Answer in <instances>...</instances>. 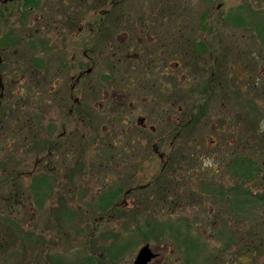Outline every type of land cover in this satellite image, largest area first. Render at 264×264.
Listing matches in <instances>:
<instances>
[{
	"label": "rangeland",
	"instance_id": "obj_1",
	"mask_svg": "<svg viewBox=\"0 0 264 264\" xmlns=\"http://www.w3.org/2000/svg\"><path fill=\"white\" fill-rule=\"evenodd\" d=\"M26 1L0 0V101L6 113L0 174L16 176L14 188L0 189V213L6 216L9 206L28 233L26 245L15 246V225L0 218V264H133L144 243L158 254L147 264H264V0H102L95 6L106 12L114 1L105 16L114 23L121 20L120 6H155L157 20H181L184 30L206 13L202 44L210 51L204 55L211 94L202 110L206 104L209 119L189 123L198 115L199 95L192 89L199 78L193 71L180 66L174 75L159 73L155 93L146 84L152 73L144 70L137 107L157 120L154 131L139 132L130 146L122 138L134 113L128 102L121 107L106 95L119 94L122 86L119 36L92 64L81 55L87 42L74 48L86 40L76 26L91 24L98 2L33 0L24 7ZM74 14L75 22H63ZM61 51L69 66L77 58L82 69L91 64L80 77L87 79L84 95L82 84L76 87V69L55 71ZM162 67L160 62V72ZM55 93L64 96V108L54 103ZM76 100L92 121L78 119ZM9 106L20 108L22 118L31 116L35 137L15 127ZM179 123L186 128L176 136ZM177 149L184 157L173 167L170 157ZM77 160L83 162L81 174L68 171ZM236 160L251 161L258 173L241 176ZM116 187L120 210L101 207V197ZM159 188L165 189L161 199ZM14 189L15 199L9 195Z\"/></svg>",
	"mask_w": 264,
	"mask_h": 264
},
{
	"label": "flooded vegetation",
	"instance_id": "obj_2",
	"mask_svg": "<svg viewBox=\"0 0 264 264\" xmlns=\"http://www.w3.org/2000/svg\"><path fill=\"white\" fill-rule=\"evenodd\" d=\"M121 1V0H120ZM98 2L97 4L93 3V8L95 11L98 10L97 15L93 18V21L90 23H87V26L81 27L76 26L78 32L83 31V38L86 39L82 43L79 41L76 43L74 48L76 46L79 47V45H84L87 42V45L89 47L83 48V52L81 55H83V58L86 61H89V63L92 64V61L94 62V59L96 56H99L101 54V50L105 49L107 47V43L110 42L111 39H116L119 36L120 38V53L122 58V68L120 69V75H121V89L119 94H115L113 90L111 92H108L106 95L111 93L110 96H112L111 101H113L116 104H120L119 106L123 107L122 105L125 102H128V112L132 111L134 113L133 119L129 120V122L123 130V141L125 144L130 146L133 143L134 136L138 135L139 132H142L145 129H148L150 131L155 130V120H157V117L155 119V115H147V112H139L138 105V99H137V93L138 90H141L140 87H144L143 83H140V78L144 77L143 71L145 70L147 75L152 73L151 75V83L149 81L146 82L147 85H151L153 88V91L156 93V90L158 91V84L157 83V76H159V73L163 76H170L174 75V72L177 71V69L180 66H184L186 70L194 73L193 78H199L197 81V84H194L192 91H196L198 89V86L204 87V80L206 79V72H207V56L204 54L206 52V49L204 50V44L202 42H206L207 34H208V28H207V20H206V13L202 12L200 16V21H192V25L188 26V29L184 27L186 25L185 22L177 20L175 21H165L164 17L161 21L159 18V11L156 10L155 6H145V5H125L120 6V18L121 20L119 22L114 23L113 21H108L105 19V16L107 17L106 13H109L110 9L114 8L115 6L112 4L107 5L110 6V9L105 12L104 10L96 9L95 6L99 5L102 0H96ZM114 2V1H113ZM91 8V7H90ZM184 8V7H182ZM74 11V10H73ZM183 10H181L182 12ZM158 13V16H157ZM78 14V12H77ZM77 14L73 15V20L67 21L63 20V22H67V24H70L71 21L75 22V18L78 19ZM157 17L158 20L156 19ZM180 16L178 15L177 18ZM203 18V19H202ZM71 22V23H73ZM182 29V30H180ZM81 30V31H80ZM178 32V33H177ZM184 40L185 43L181 42L178 43L177 39ZM193 42L191 43V41ZM101 43L100 49L94 48L97 46V44ZM176 43H178L176 45ZM194 45L196 49L199 51H192V53L187 52L189 48H191V45ZM198 45V46H197ZM83 47V46H82ZM177 49V50H176ZM99 50V51H98ZM175 50L178 52H175ZM88 51L90 53H88ZM92 53V55H91ZM56 57H54L55 60V71H59L60 69H67L69 67H73V69H76L77 75L76 77V84L77 89L79 90L80 85L82 86L81 92H83L84 95V84L87 82V79H83L80 81V77L83 75V72L87 71L90 72L91 64L86 65L87 69L81 68V63L78 61L74 65L69 66V64H65L64 62V54L63 52L56 53ZM113 55V54H112ZM61 56V57H58ZM108 57V55H107ZM29 60L32 62L33 58H29ZM182 60H184L182 62ZM194 60V61H193ZM197 60L200 61L197 64ZM196 61V64H195ZM33 62H35L33 60ZM146 65H150V67H145ZM160 62H162L163 69L160 72ZM192 63H194L192 65ZM69 66V67H68ZM83 67V66H82ZM158 73V74H157ZM89 80V79H88ZM180 80V79H179ZM188 81V80H187ZM82 82V83H81ZM196 83V82H195ZM79 86V87H78ZM192 85H189V87ZM55 85L48 90L49 94H53V91L55 89ZM68 92L71 93V89L68 88ZM204 90V88H200V91ZM94 94V93H93ZM27 91L24 90L21 93L22 101L26 97ZM64 97V96H63ZM60 95H57L55 93L54 103L58 105L61 108H64L66 105V102L64 98ZM28 98L31 99V94L28 93ZM71 99L72 97H68ZM170 98V96H169ZM144 97V103H148L149 98ZM75 100V99H74ZM143 101V99H142ZM74 104L77 106L76 114L79 120H82L84 122H87L86 120H91L90 114L84 109L80 108V103L78 100L74 102ZM152 108L155 109V113L157 115L160 113L156 110L155 105V96L152 97ZM101 105V103H100ZM9 111L7 113L10 115H15L17 118L14 119V125L15 127L18 126L19 130L25 131L26 136L31 138L35 137L36 135H32L33 132V123L32 118L29 116V114L22 116H18V110L20 108L16 107H10ZM80 108V109H79ZM2 109V111H1ZM89 109L93 111V106L90 104ZM4 105L0 101V123L4 120L3 116H5L6 113L3 114ZM3 114V116H2ZM6 117V116H5ZM129 118V117H128ZM7 119V118H6ZM109 134V132L107 131ZM218 134V129L217 133ZM207 137V136H206ZM211 142L214 144L215 139L210 138ZM26 141V140H22ZM217 142V141H216ZM26 144L25 142H23ZM9 147V145H7ZM157 254V253H156ZM158 256V254L156 255ZM155 259V258H154Z\"/></svg>",
	"mask_w": 264,
	"mask_h": 264
},
{
	"label": "trees",
	"instance_id": "obj_3",
	"mask_svg": "<svg viewBox=\"0 0 264 264\" xmlns=\"http://www.w3.org/2000/svg\"><path fill=\"white\" fill-rule=\"evenodd\" d=\"M113 3V2H112ZM116 3V2H115ZM26 5H33V0H27L26 2H25V4L23 5L24 7H26ZM203 19V18H202ZM198 46V45H197ZM191 48H192V51H199L198 49H196V47L192 44L191 45ZM206 52H208V53H210V51L207 49L206 50ZM210 61V60H209ZM211 76L213 75V73L212 74H210ZM211 77L210 76H208L207 78H206V80H207V87L204 85V90H202V91H200V89H197L196 91H194V92H197L198 93V95H199V98L197 99V102L195 103V105H194V113L195 114H197L198 113V115H197V117H196V119L194 120L193 119V121L191 122H189V123H191V124H197L200 120H197V118L198 117H200V118H206L207 117V119H209V114L207 113V107H206V104H205V111H204V109L202 110V103H204L205 101H206V99L207 98H209V96H210V94H211V92L209 91V89H210V81H209V79H210ZM209 84V85H208ZM193 92V91H192ZM207 95V96H206ZM193 111V110H192ZM192 116L195 118V116H194V114H192ZM184 123V122H183ZM185 125L184 124H181V123H179L176 127H175V135L176 136H179L180 134H179V130H180V132H181V130H183L184 128H186V127H184ZM188 132H186V134H187ZM81 141L83 140V137L80 139ZM79 140V141H80ZM47 141H45V143H46ZM48 146V145H47ZM47 150H49V147H47ZM183 150V149H182ZM182 150H180V149H177V150H174L175 151V153H172L173 155H172V157H170L171 158V164H172V166L174 165V166H176V165H178L179 163H180V161H183V153L185 152L184 150V152H182ZM160 155H162V154H160ZM182 155V156H181ZM42 159L40 158L37 162H40ZM234 163H236L237 164V166L236 167H238V169H239V174L241 175V176H244V177H250V176H252V175H254V174H257L258 173V169L255 167H253L252 165V162L251 161H247L246 162V164L245 165H243V163H242V161L241 160H236ZM83 166V162H81V160H77L76 162H74V164H73V166L71 165V167L68 169V171L70 170V171H75V172H78V174H81V172H79V170H80V168ZM173 166V167H174ZM0 167H1V170H4V168L5 167H2L1 166V164H0ZM247 167V168H246ZM163 168V166H161V169ZM4 172V171H3ZM3 172H1V174H0V189L2 190L5 186H9V187H11V189L12 188H14L15 186H14V184H15V182H13V180L14 179H16V176L15 175H13V174H11V173H4L3 174ZM163 175V174H162ZM168 183V182H167ZM121 187H116V188H114V189H112L111 191H107L106 193H107V195H105V196H103V197H101V199H100V206L101 207H106V206H109L111 209H115V210H120V208H121V204H118V203H115L114 202V196H115V192L117 191V192H119V191H121V189H120ZM165 190V189H164ZM163 190V191H164ZM158 191H159V196H160V198L159 199H161L162 197H163V195L165 194V191L163 192L160 188L158 189ZM206 190H203V192H205ZM10 192H11V194H9V195H11L12 196V198H17L16 197V189H14L13 191H11L10 190ZM113 201V202H112ZM6 204H7V202H6ZM8 208H9V212L7 211V213H6V216L5 215H3V216H1V213H0V218H3L4 219V223L6 224V225H15V230H16V232H17V235H15L12 231L10 232V235H11V237L12 238H14V241H13V244H16L15 246H18V247H21V245H22V247L23 246H25L26 245V243L28 242V240H27V235H28V233L27 232H25L24 233V223L25 222H19V221H17L16 220V217L14 216V217H12L11 215H12V212H11V209H10V207L8 206ZM1 212V211H0ZM1 220V219H0ZM1 222V221H0ZM3 226V225H2ZM4 228V227H3ZM9 237V236H8ZM16 239L17 240H19L20 241V243L19 244H17L16 243ZM43 240V239H42ZM35 245H38V243H35ZM14 246V247H15ZM34 247H36V246H34ZM14 250H15V248H14ZM12 252H13V250H12ZM13 256L14 257H16V251H14V254H13Z\"/></svg>",
	"mask_w": 264,
	"mask_h": 264
},
{
	"label": "water",
	"instance_id": "obj_4",
	"mask_svg": "<svg viewBox=\"0 0 264 264\" xmlns=\"http://www.w3.org/2000/svg\"><path fill=\"white\" fill-rule=\"evenodd\" d=\"M155 252L146 243L139 247L134 257L133 264H147L151 259L155 258Z\"/></svg>",
	"mask_w": 264,
	"mask_h": 264
}]
</instances>
